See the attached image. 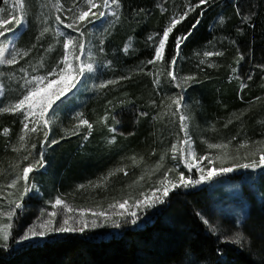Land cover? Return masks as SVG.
<instances>
[{"label":"trees","instance_id":"16d2710c","mask_svg":"<svg viewBox=\"0 0 264 264\" xmlns=\"http://www.w3.org/2000/svg\"><path fill=\"white\" fill-rule=\"evenodd\" d=\"M196 3L198 0H121L120 20L108 36L105 51L112 56L113 70L116 73L128 70L130 78L119 80L114 88H107L93 101L95 108H89L88 113L94 116V137L79 152L78 143H68V137L55 145L49 143L51 135L47 141L41 139L37 156L40 158L42 151L45 163L31 173L32 186L39 183L47 193L54 189L68 194V187L80 175L94 178L96 174L108 171L112 162L105 159V153L119 151L125 158L135 156V160L142 161L145 166L154 164L161 155L166 157L172 141L180 133L178 119L164 116L154 120L152 117L161 111V100H166L173 89L178 90L166 75L168 61L175 54V38L189 31L191 35L182 43L175 67L177 77L187 73L186 76H195L197 81L189 91L186 90L193 103L191 121L194 125L192 123L189 129H194L198 141L203 136L208 137L210 127L200 123L206 119L215 121L212 122L214 127L221 124L217 129L220 133L237 134L238 147L245 141L258 143L264 139V0H210L207 5L191 12L170 35L164 62L146 63L154 52L149 35L162 33L173 12L180 13L185 5ZM3 6V0H0V8ZM237 7L241 12L239 16ZM243 16L251 19L245 23ZM220 17H224L223 24L219 23ZM197 19L200 22L193 28ZM36 32L37 25L34 24L24 42L26 50L36 44L29 53L28 62L35 66L43 57L45 65L57 53L45 51L50 45L53 50L56 48L55 38L45 34L37 41ZM129 38L133 40L134 48L125 55L123 48ZM205 51L224 54L205 57ZM241 55L243 60L239 59ZM201 60L205 63L200 64ZM233 68L237 71L233 72ZM157 72L161 73L159 85L153 83ZM249 75L251 80H248ZM241 83L247 85L243 91L240 90ZM256 97L261 99L256 100ZM153 100L156 107L151 103ZM141 112H147L148 116H140ZM106 113H111L107 122L103 119ZM112 116L119 121L118 124ZM229 119L232 122L225 127ZM18 124L19 119L10 116L0 122V174L11 172L15 164L23 162L21 157L26 154L23 150L14 152L13 147L9 149L3 145V140L11 132L17 133ZM110 126L117 128L115 134L108 131ZM4 128L9 129L7 135L3 133ZM203 129L206 131L201 134ZM113 135L116 140L110 144L108 141ZM256 143L249 145L254 147ZM256 146L262 148L261 144ZM241 152L245 150L241 149ZM233 169L198 185L174 189L163 203L138 214L135 224L131 223V218L120 227L54 234L21 245L12 234L7 246L0 241V264H264V203L258 206L251 203L241 224L246 238L239 245L220 241L197 215L207 218L213 215L216 207L210 188L217 180L238 178L247 173L258 176L264 165ZM111 170L114 177L124 175V171ZM182 171L199 179L196 169L189 172L183 165ZM126 177L131 174L127 173ZM260 180L258 187L264 198V180ZM152 187L151 184L141 189L146 193ZM31 205L37 203L24 199L23 208L18 211L23 212ZM16 221L22 224L26 218L18 216Z\"/></svg>","mask_w":264,"mask_h":264},{"label":"snow or ice","instance_id":"6c2138e0","mask_svg":"<svg viewBox=\"0 0 264 264\" xmlns=\"http://www.w3.org/2000/svg\"><path fill=\"white\" fill-rule=\"evenodd\" d=\"M210 0H198L196 4L185 5L184 9L180 13H174L168 20L166 26L163 28L162 33H153L148 37L149 41H152L153 44V56L151 59L147 60V64L155 65L157 63H162L165 60V52L168 46V41L170 35L181 24L191 12L195 11L197 8H200L201 5H207ZM5 5L9 4V0H3ZM45 8H48L51 15L54 17V22L56 24L55 36L57 37V43L61 44L62 54L57 60L54 67L51 70L46 71L45 74H39V69L44 68V58L41 57L37 65L32 66L31 72L26 68L20 67L19 71L22 74L20 76V81L18 82L19 96L15 99L14 102L8 104L7 106H0V114L3 113H12L22 116L21 120V131L18 135L19 147L13 145L14 152L24 153L21 157V161H29V157H32V149H36L37 145L31 143L30 147L28 146V137L30 134L42 132L43 140L47 141L49 136V125L53 123V118L56 112L68 99L69 94L73 93L74 89H77L78 86L84 83L88 78L86 73H93L96 71L97 64L95 62H87L82 60V56L85 55L86 50L89 53V60L92 59L90 53L91 49L87 48L84 37L87 32L89 25H93L97 22L104 21L105 17H111L107 21L108 27L104 29V32L107 33L111 27H113L120 19L119 9L122 7L121 0H71V3L65 7L60 0H55L53 3L52 0H47V3L44 5ZM164 11L165 9H161ZM5 9L0 8V13H4ZM143 12V9L140 10ZM25 0H11L10 8L6 15H0V64L3 65H17L20 60L24 57L29 56V53L33 48H36V44L32 45V48L27 51L19 49L16 47L14 41H9L7 44L4 43L8 39L9 34H15L20 27L24 24L25 19ZM139 14V13H138ZM201 14H203L201 12ZM236 14L239 16L241 12L237 7ZM48 17H45L47 20ZM251 19L250 16H243L242 21L247 23ZM199 19L196 20L193 24V28L199 24ZM219 23H224V17L219 18ZM66 30H71L70 34ZM50 32L49 27H44L40 31L39 35L36 37L37 41H40L46 33ZM191 35V31L186 34L177 36L175 38V54L172 56L171 60L168 61V71L166 73L169 78V82L173 83L174 86L180 89V92L175 93L171 96H168L165 99H162L160 102L161 111L157 112V115L152 117V119H162L164 116L170 118H177L180 132L183 133V138L180 139L177 135V142L173 143L170 148L172 154V160L176 161V167L180 163H183L184 166L191 172L193 169L199 173V179H193L192 176L185 177L183 172L178 174V177H170V173L176 172V167L167 168L163 173L161 178L156 182L155 186L150 188L148 192H141L138 197L132 200L130 204V199L125 198L122 200H117L115 203L109 204V209H112V212L101 210V211H92L90 209H74L71 207L64 199L60 196L54 198V200L48 201L49 208H41L36 219L28 225L19 236V241H30L36 238L47 237L51 233H69V232H84L87 228H98L102 225L98 223L99 219H103L107 223L112 216L124 218L127 222V217H132V224L137 222L139 219L138 212L133 211L132 209H147L155 206L156 204L163 203L165 199L169 196V193L176 188H187L189 186H194L202 183L203 181L211 180L213 177L219 176L224 173H230L234 169L233 167H225L223 164L219 167H208L207 165H212L215 159L223 160V156H216L215 158L210 155H200L198 156L195 148L192 136L189 134L188 124L191 120V115L186 111V106L184 104V93L186 90L192 86L196 81L195 76H181L177 77L175 74V67L177 64V59L179 57V50L184 41L188 39ZM62 39V43H61ZM131 40V38H129ZM90 42V41H89ZM105 41L103 38L99 40L98 51L104 52ZM235 43V41H233ZM131 45L125 44L123 51L127 54L130 50ZM46 52H52L53 46L50 45ZM7 54V55H6ZM223 52H211L205 51L203 55L205 57L211 56H222ZM240 60H243L244 57L241 55ZM205 61L201 60L200 64H204ZM239 63V61H237ZM112 61H107L104 64V67H110ZM209 67H214V65L209 64ZM143 71V69H141ZM233 72H236L237 69L233 68ZM150 75L152 73H149ZM3 75V73H0ZM160 75L161 73L157 72L154 75L153 83L155 85L160 84ZM84 78V79H81ZM128 76H122L120 80L129 79ZM251 75L248 76V80H251ZM118 83L117 80H107L101 82L99 85L94 87L103 88L107 85H112ZM247 85L241 83L240 90L243 91ZM5 94V85L0 82V97ZM242 98V97H241ZM260 97H256V100H260ZM153 107H156V101L152 102ZM111 104V102H109ZM109 115L111 113H106L103 117L104 121L107 122ZM140 116H148L147 112H141ZM75 118L78 121L71 131V135H77L82 127L88 129V134H91L93 125L83 118L82 113L77 112ZM112 120L116 124L119 123L116 120L115 116H112ZM232 121L229 119L228 123ZM227 127V124H225ZM108 131L115 134L117 128L115 126H110ZM3 133L7 135L9 133L8 128L3 129ZM64 137L62 136L61 139ZM88 136H85L84 139H87ZM235 139V137H233ZM116 136L113 135L108 143H114ZM59 140L52 139L51 144H58ZM208 149H218L223 150L229 147L231 141L228 143H209L204 141ZM249 143L256 142H242L239 147H248ZM259 155V159H253L251 163L247 164H236L237 168H252L264 165V147L257 149L255 152L246 153V155ZM224 155H227L226 153ZM133 162L136 163L135 157L132 158ZM164 155L160 156L159 161L155 164L153 173L155 171H160L164 168ZM202 161H207V165L201 164ZM43 152L40 153V158L36 159L33 157L31 161L27 164L17 163L13 166V171L15 172L14 177L4 186L0 187V201L7 205V210L3 207H0V217L7 219L8 223H0V240L4 242V245L7 246L9 241L11 230L13 228L14 218L17 214V210L23 208L24 197L31 191L33 187L30 182V174L34 171L36 167L44 166ZM116 171H124V174L127 175V172L123 168H119ZM114 173L110 172L109 175ZM107 178L105 177L104 180ZM141 180L144 179V176L141 175ZM80 188H83L84 185H80ZM5 189H12L15 191H9L5 193ZM117 209L119 211H117ZM78 213V215L76 214ZM91 213V216L94 217L89 221L86 216ZM200 216V219L205 225L209 226V229L212 232H216L217 229L210 225L209 220L204 218L202 215L197 213ZM114 227H120L119 220L113 221ZM245 236L241 232H237L232 236H225L222 240L223 243H235L241 244L244 242Z\"/></svg>","mask_w":264,"mask_h":264},{"label":"rangeland","instance_id":"374dc122","mask_svg":"<svg viewBox=\"0 0 264 264\" xmlns=\"http://www.w3.org/2000/svg\"><path fill=\"white\" fill-rule=\"evenodd\" d=\"M54 3L55 0H52ZM61 3L67 7L71 0H60ZM47 3V0H25V19L24 24L22 27L19 28L15 34H9L8 39L4 41L5 44H7L9 41H14L17 48L26 50L27 45L25 42L28 33L32 30L33 25H37V32L36 37L39 35L40 31L44 27H49L50 32L46 33V36L54 37L55 39V46L56 48L53 50L52 61L46 63L44 65L43 69H39V74L43 75L46 73V71L51 70L52 67L55 66L57 60H59L61 54H62V47L60 43H57V37L55 36V29L56 24L54 22V17L49 12L48 8H45L44 5ZM11 5V0H9V4L2 7L5 9L4 13H0V15H6ZM175 13V12H173ZM48 17L47 20H45V17ZM111 19V17H105L104 21L97 22L93 25H89L87 28L86 35L84 37L85 43L87 48L91 49V57L92 59L89 60V53L86 50L85 55H83L81 58L84 61L87 62H95L97 64L96 71L93 73H86V77H88L83 84L78 86L77 89L73 90V93L69 94L68 99L65 101V103L60 107V109L56 112L53 123L49 125V135H51L49 139V143L51 144L52 139H57L63 142V139L61 137H68V143L69 142H77L78 143V149L77 152L83 146L90 141L94 137L96 125L93 122L94 116L91 115L92 113H88L89 108L94 109L95 105L93 101L97 99L100 95L103 94V91H105L107 88H114L120 81V77L122 76H128L127 73L128 70L120 71L119 73H116L114 68V63L112 61L111 54L107 53L105 51V46L108 40V36L110 33L115 30V26L117 25L118 21H116L115 25L109 29L107 33L104 32V29L108 27L107 21ZM39 28V29H38ZM72 35H76V33H72L71 30H66ZM153 34V33H151ZM150 34V35H151ZM149 35V36H150ZM23 38V39H22ZM103 38L105 43L103 45L104 52L101 53L98 51L99 48V40ZM90 41V42H89ZM62 43V39H61ZM127 44H130V50L127 54L133 50V40H128L126 42ZM25 46V47H24ZM29 46V45H28ZM27 51V50H26ZM7 55V54H6ZM28 56L24 57L22 60L19 61L17 65H3L0 64V73H3V75H0V82H2L5 85V94L4 96L0 97V106H7L8 104L15 101V99L19 96L20 92L18 89V82L20 81V76L22 75L19 71L20 67L26 68L29 72L32 70V64L28 62ZM107 61H112V64L110 67H104L103 65L107 63ZM187 73L184 74L186 76ZM84 79V78H81ZM107 80H117L118 83L107 85L103 88L100 87H94L96 85H99L101 82L107 81ZM191 89V87L188 88ZM180 92V89L175 90L173 89V92L171 95ZM170 95V96H171ZM194 101V100H193ZM194 103H196L194 101ZM184 104L186 106V111L191 115L192 120V107L193 103L192 100H190V97H188V94L184 93ZM90 111V110H89ZM79 112L82 113L83 118L87 119L92 125L93 128L91 130V134H88V129L86 127H82L80 132L77 135H71V131L73 130V126L78 122L75 118V114ZM232 112V111H231ZM234 114H232V117ZM6 116L10 117H16L19 119V124L17 129V133L14 134V132L9 135L7 139L3 140L4 148H11L13 145L19 146L18 142V135L21 131V120L22 116L12 113H3L0 114V122L5 118ZM93 116V117H92ZM93 118V119H92ZM172 119V118H171ZM194 119V118H193ZM189 121L188 129L192 127V123L194 125V122ZM200 121L201 125L207 124V126L210 127L209 133H207V136H203L200 141L196 139V132L194 129H189V134L192 136L193 142H194V148L198 156L200 155H210L212 157L216 156H223V160L215 159L214 163L212 165H207L206 162H201L202 166L207 165L208 167H219L221 164L225 167H233L236 164H247L251 163L253 159L258 160L259 155H246L245 152H255L259 148L256 145L261 144L262 147H264V139L258 143L255 144L254 147H251L252 145H248V147L240 148L237 146V138L233 139V137L238 136L237 134L234 135V133H220L218 132V128L221 127V124L217 126H212V122L215 123L213 120H204ZM226 122V121H225ZM229 124L228 122L226 123ZM102 125V124H101ZM225 126V124H224ZM206 127V125H205ZM53 129V132H52ZM206 131V129H203L201 131V134H203ZM214 135V133H217ZM220 133V135H219ZM200 133L198 132V136ZM219 135V136H217ZM85 136H88L87 139H84ZM201 137V135H200ZM43 138L42 132H37L30 134L28 137V146L30 147L31 143H35L37 145L36 149H32V157H29V161L35 157L36 159H39V156H37L38 153V146L40 145V141ZM179 138H183V133H179ZM204 141H207L209 143H228V141H231V144L228 148L223 150L218 149H208L207 145L204 143ZM177 142V136L172 141V143ZM171 148V147H170ZM234 148V149H233ZM241 149H244L245 152H241ZM170 150V149H169ZM114 153V154H113ZM113 153L107 154L105 153V159L109 160V162H112L109 164V169L106 172H100L99 174H96L94 178H84L80 175L78 179H76L72 186L68 187V194H65L63 192L55 191L54 189H51L52 191L47 193L44 191L39 183H36L32 188L31 191L24 197L25 200L31 199L34 202L37 203L35 206L26 207V209L21 212L17 210V214L14 218L13 228L11 230V235L9 240L12 237V234L16 235L15 240L18 244H23L26 242H31L39 239H45L51 235H57L60 233H51L47 237L44 238H36L30 241H19V236L22 234L23 230L30 225L38 216L39 210L41 208H49L48 201L54 200L55 197L60 196L62 199H64L71 207L74 209H90L92 211H101L106 210L109 212H112V209H109V204L115 203L117 200H122L125 198L130 199V204L132 203V200H134L136 197L139 196V194L142 192L143 186H150L151 184L153 187L155 186L156 182L161 178L162 173L167 168H173L176 167V161L172 160L171 152L168 151L167 156L165 157L163 164L164 168H162L160 171H155L153 173L155 164L159 161L157 158L154 164L151 165H144L142 161L136 163L133 162V157L131 158H125L122 153L119 151H115ZM227 155H224V154ZM245 153V154H244ZM104 157V156H103ZM136 159V157H135ZM29 161H23L22 164H27ZM235 164V165H233ZM183 163H180L178 167H176L175 173H170V177L176 178L178 177V174L180 172H183ZM233 165V166H231ZM37 168V167H36ZM119 168H123L128 174H131V177L127 178L124 173L123 177H114L115 173L113 175H109L110 172L113 173V170H117ZM185 174V173H184ZM15 175V172L13 171V168L11 169V172H6L3 174H0V187L6 185ZM109 175V176H108ZM141 175L144 176V179L141 180ZM189 175V174H188ZM188 175L185 174V177ZM31 176V174H30ZM129 176V175H128ZM264 170L260 175H252L250 173H247L246 175L238 178H222L217 180L212 187L210 188V196L213 201L214 206L216 207L213 215H210L208 218L204 217L209 220L210 225L215 227L217 231L215 232L218 237L220 238V241L223 240L225 236H232L237 232H241L244 234L245 238L246 235L242 230L241 224L244 218L247 217L249 207L251 203L256 206L261 205L264 203V198L262 196L261 189L258 187V180L263 181L264 180ZM107 178L104 180V178ZM263 177V178H262ZM54 180H51V187H53ZM150 181V183H148ZM114 182V183H113ZM117 182V184H115ZM148 183V184H147ZM147 184V185H146ZM59 185V183H58ZM80 185H84L83 188H80ZM110 185L112 188L108 186ZM117 188L119 190H117ZM128 191H124V190ZM9 191H15L12 189H5V193ZM213 206V207H214ZM0 207H3L5 210H7V205L0 201ZM32 207L34 209L32 210ZM147 209H135L133 208V211H137L138 214L141 212H144ZM117 211H119L117 209ZM30 213V214H29ZM29 214V215H28ZM78 215V213H76ZM27 215V216H26ZM19 216L21 219L22 216L24 219L26 218V221L22 224H20V221H16V218ZM89 221L93 219L94 217L91 216V213H89L86 216ZM132 217H127V221L130 220ZM119 220V223H125L124 218L112 216L110 217L109 221L105 223L103 219H99L98 223H100L102 226L98 228H87L86 230H101V229H107V228H113V221ZM0 223H8L7 219L4 217H0ZM16 229L13 231V229ZM85 230V231H86ZM2 241V240H0ZM2 243V242H0Z\"/></svg>","mask_w":264,"mask_h":264}]
</instances>
